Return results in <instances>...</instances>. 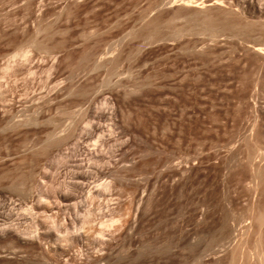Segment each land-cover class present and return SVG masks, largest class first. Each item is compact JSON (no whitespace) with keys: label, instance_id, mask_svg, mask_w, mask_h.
I'll list each match as a JSON object with an SVG mask.
<instances>
[{"label":"rangeland","instance_id":"obj_1","mask_svg":"<svg viewBox=\"0 0 264 264\" xmlns=\"http://www.w3.org/2000/svg\"><path fill=\"white\" fill-rule=\"evenodd\" d=\"M180 1L0 0V264H264V0Z\"/></svg>","mask_w":264,"mask_h":264},{"label":"bare ground","instance_id":"obj_2","mask_svg":"<svg viewBox=\"0 0 264 264\" xmlns=\"http://www.w3.org/2000/svg\"><path fill=\"white\" fill-rule=\"evenodd\" d=\"M181 3H184V4H188V5H197V3H196V0H181L180 1ZM192 2H195V3H193V4H191ZM198 3H201V2H198ZM254 47H253V49H255L256 51H260V52H263V49H264V46L262 45V44H260V43H257V44H255V45H253ZM263 212V211H262ZM260 214H261V212H260ZM261 216H264V215H262L261 214ZM258 219H260V215H259V218ZM256 244H254V246H255ZM257 249H258V247H257ZM260 250H261V248H259ZM258 249V251L260 252V250ZM236 251H238V250H236ZM255 251V250H254ZM262 251V250H261ZM256 252H257V250H256ZM234 253H235V250H234ZM236 253H238V252H236ZM235 253V254H236ZM242 254V253H241ZM255 255V254H254ZM260 255H263V254H260ZM233 256V255H232ZM236 256V255H235ZM234 256V257H235ZM231 257V256H230ZM234 257H231L232 259L230 260V261H232V264L234 263L233 261L235 260L236 261V259H233ZM259 259H261V257L259 258ZM238 260V259H237ZM264 260V259H263Z\"/></svg>","mask_w":264,"mask_h":264}]
</instances>
